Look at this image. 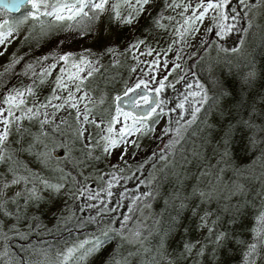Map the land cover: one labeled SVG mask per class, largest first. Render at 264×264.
<instances>
[{
  "label": "snow or ice",
  "instance_id": "obj_1",
  "mask_svg": "<svg viewBox=\"0 0 264 264\" xmlns=\"http://www.w3.org/2000/svg\"><path fill=\"white\" fill-rule=\"evenodd\" d=\"M0 9L17 13L0 19V45L26 28L28 48L0 71V264H88L109 245L102 264H264V59L256 61L250 40L258 30L264 46V0H0ZM123 29L132 38L121 47ZM233 32L229 47L222 41ZM198 33L207 83L184 57ZM86 37L98 47L66 50ZM130 53L129 77L94 99L97 78L115 83L105 79V64L119 67ZM180 85L171 102L161 95ZM138 89L134 108L123 107ZM165 115L163 147L136 160ZM102 160L106 172L92 166L85 174ZM150 162L113 205L114 186ZM169 178L171 191L162 193ZM33 234L52 240L32 241Z\"/></svg>",
  "mask_w": 264,
  "mask_h": 264
},
{
  "label": "rangeland",
  "instance_id": "obj_2",
  "mask_svg": "<svg viewBox=\"0 0 264 264\" xmlns=\"http://www.w3.org/2000/svg\"><path fill=\"white\" fill-rule=\"evenodd\" d=\"M233 2H235V0H233ZM253 2H254V0H253ZM3 11L4 10L0 9V19H3V18H6V17L10 16L8 13L3 12ZM15 17L16 16H13L12 18H15ZM206 23H207V21H206ZM141 24L142 25L146 24V21L143 18L141 20ZM26 30H27L26 28L23 29L21 34L19 36H17L16 40H13L12 43L8 44L6 48H5V46L0 45V71L3 70L4 65L11 58V56H12V54L14 52L17 53V55H19L20 52H27V50H28L27 45L23 44V42H22L23 41V31H26ZM140 31H141L140 28L136 29V32L138 34L140 33ZM214 35H215L214 32L213 33H209L210 37H214ZM237 35H238L237 33L233 32L228 37H225L222 42H226V45L231 47L233 42L236 40ZM131 38H132V32L130 30H128V29H123L119 33V41L121 42V47H123V41L130 40ZM198 38H200V34L199 33L197 34V37H191L190 36L188 38L189 39V43L192 45V47L189 50H186L184 52L185 62L190 57H192L191 56V52L192 51H199L202 48V46L199 45V43H198ZM208 42L211 43V40H208ZM80 45H84L86 47H92L93 49H96L98 47V45L95 43L94 38L86 37L84 39H79V40L73 41L72 44L66 46V50H67V48L76 49ZM164 45H165V40L163 38H160L159 46L162 48V47H164ZM153 47H156V45L153 44ZM213 52H214V50L212 51V53ZM37 54H40V53H37ZM131 55L132 54L130 53L129 56L126 58V60L122 59L121 60V66H119V67L109 66L107 63L105 64V67H106L107 70L111 69L110 72H115L117 74V76H116V82L117 83H116V85L114 87H110V86L105 85L102 82V80L97 78L96 83H98L100 85V87H99L98 90L94 91V99H96V98H98L100 96V92L101 91H107L109 93V96H111L112 89L120 87V77H124L125 79H127L129 77L128 66L131 63H133V61L131 59ZM174 55H175L174 52H169L168 53L169 67L171 65L172 58L174 57ZM142 59L147 60V59H151V57H148L147 55H145V56L142 57ZM105 60L107 61V57H105ZM21 66L22 65H17L16 66V70L19 71V68ZM144 67H146V66L140 65V68H144ZM138 71H139V69H138ZM157 72H158L159 75H163V72L160 69H158ZM144 78H147V76L145 75ZM132 79L134 80L135 77H132ZM169 79H172V77H169ZM13 82H15V81L13 80ZM154 83H155V81L150 82L149 85H148V88H151ZM138 90H140V89H138ZM179 90H182V85L177 86L176 89L167 88L165 90V92L162 93L161 95L163 96L164 94H166L170 98V102H171V99H174V92L175 91H179ZM42 91L47 92L48 91V87L44 86ZM134 91H137V90H134ZM130 94L131 93H129L128 96ZM125 104L127 105L128 103H124V101H123L122 106L125 107ZM64 115H67V113H64ZM172 115L174 116V114H172ZM59 118H60V116L58 115L57 119H59ZM167 119H168L167 115L162 116L160 118V120H159V123L156 125V131L154 133H149L144 138H142V140H141V150L139 151L137 157H135L136 160H139L141 157L147 156L151 151H153L155 149V147L157 145L160 146V147H163L164 142L166 141V137L160 136V130L164 127L165 123L167 122ZM130 150H134V149H131V146H130ZM119 151H121V149L117 148L114 151L113 156L108 158V159L111 160L112 162H115V155ZM241 151H242V146L239 145V144L236 145L235 148H234V152L237 153L238 156H239L241 154ZM56 153L58 155H60V156L63 155L62 151L59 150V149L56 150ZM74 155L78 156V153H74ZM24 159L29 160V163H30L31 166H33V167L38 166V164L33 163L32 160H30L27 155L24 156ZM106 163H107L106 160L99 161L97 163V165H99V167H97V169H100L102 167V164L105 166ZM65 165L67 167H70V163L67 162V161H65ZM89 171H91V168L89 170L84 169L85 174H87V172H89ZM45 195H46V193H45ZM159 200L155 201L156 207H157V205L159 203ZM69 203H71V201H69ZM153 204H154V202H153ZM59 206L63 207V204L61 203ZM41 207H44V205H42ZM52 211H55V208H53ZM42 219H43V222L47 226H50L53 223V221H55V219L52 217V215L46 209H45L44 215L42 216ZM192 234L196 235L195 232H193ZM179 240H180V236L177 233V234H175V235H173V236H171L169 238V243L171 245L175 246L179 242ZM111 247H112V245H109V246L103 248L98 254L94 255L93 257H90L88 264H102V262L107 258V253L111 250Z\"/></svg>",
  "mask_w": 264,
  "mask_h": 264
},
{
  "label": "trees",
  "instance_id": "obj_3",
  "mask_svg": "<svg viewBox=\"0 0 264 264\" xmlns=\"http://www.w3.org/2000/svg\"><path fill=\"white\" fill-rule=\"evenodd\" d=\"M3 12H5V11H3ZM9 15L12 16V17L13 16H17V14L16 15L9 14ZM260 21H264V16L260 17ZM260 21H258V23ZM250 40H253V53L252 54L255 56L256 61L259 63L262 59H264V46L261 45V40H260V35H259V31L258 30L256 31L255 37H251L250 36ZM198 52L200 53V56H204L205 57V60L203 62H201L199 56L198 57H190L186 61V64H187V66L189 68H191L192 64L195 63L197 66H196V68H193L192 70L196 71L198 73V75H200L201 79L205 80V82L207 83L208 82L207 81V77H208L207 54L203 53L201 51V49ZM212 56H215V51L212 53ZM110 70L111 69L107 70L104 73V76H105V79H107V80H111V79L115 80V83H111L110 82V83L107 84V86L114 87L116 85V83H117L116 82L117 74L115 72H110ZM102 82L105 84L104 80H102ZM185 147H191V144L190 143L186 144ZM97 163L98 162H90V167L89 168H85V169L89 170L92 166L97 168V167H99V165H97ZM151 163L152 162H150L149 164L145 165V171L143 173L137 172L135 174V177H132V178L128 179L127 183H125L123 180H121L120 184L114 186V188H113V199L111 201V203L113 205H115L116 200L119 198L118 193L120 191H122L124 187L134 190L136 183H138V179L147 176V174H148L147 169L150 168ZM69 169H71V165H70ZM100 169L105 171V172L107 171V168L103 164H102V167ZM81 179H82V177H81ZM173 183H174V181L171 178H169L168 180L162 181L161 182V184H162V187H161L162 193H166L168 191H171V187H172ZM162 206H163L162 197L160 198L157 207H156V203L154 201V204H153L154 210L159 211ZM213 206H215V205H213ZM126 210H127L126 209V204H125L124 207L120 208V211H126ZM84 214L87 215V212H85ZM54 223H55V221H53V223L50 226H48V227H51ZM67 227L69 229H71L72 225L69 224ZM93 229H94L93 225H88L87 228H86V230L89 231V232L92 231ZM42 231L43 230H41V232ZM81 231L83 232L85 230H81ZM63 234L65 235V237L67 236V233H63ZM72 235L75 236L76 233L73 232ZM37 239H39L41 241H49V242H51L52 237L51 236H45V235H42V234H40V235L33 234L32 237H31V240L35 241ZM27 242L28 241H21V243H27Z\"/></svg>",
  "mask_w": 264,
  "mask_h": 264
},
{
  "label": "flooded vegetation",
  "instance_id": "obj_4",
  "mask_svg": "<svg viewBox=\"0 0 264 264\" xmlns=\"http://www.w3.org/2000/svg\"><path fill=\"white\" fill-rule=\"evenodd\" d=\"M136 92H139L141 95H143V90H137V91H134L132 94H131V96H128L129 97V101H133V103H128L127 105L125 104V107L126 108H134V106H135V100H134V98H135V93ZM121 104H123V101H121Z\"/></svg>",
  "mask_w": 264,
  "mask_h": 264
},
{
  "label": "water",
  "instance_id": "obj_5",
  "mask_svg": "<svg viewBox=\"0 0 264 264\" xmlns=\"http://www.w3.org/2000/svg\"><path fill=\"white\" fill-rule=\"evenodd\" d=\"M7 11V10H6ZM9 13V12H8ZM10 14H17V13H15V12H12V13H10Z\"/></svg>",
  "mask_w": 264,
  "mask_h": 264
}]
</instances>
